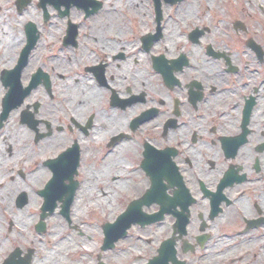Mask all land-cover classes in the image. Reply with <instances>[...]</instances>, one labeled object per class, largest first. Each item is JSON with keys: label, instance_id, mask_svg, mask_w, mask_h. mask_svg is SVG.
Instances as JSON below:
<instances>
[{"label": "flooded vegetation", "instance_id": "1", "mask_svg": "<svg viewBox=\"0 0 264 264\" xmlns=\"http://www.w3.org/2000/svg\"><path fill=\"white\" fill-rule=\"evenodd\" d=\"M48 259L264 264L253 0H0V264Z\"/></svg>", "mask_w": 264, "mask_h": 264}, {"label": "rangeland", "instance_id": "2", "mask_svg": "<svg viewBox=\"0 0 264 264\" xmlns=\"http://www.w3.org/2000/svg\"><path fill=\"white\" fill-rule=\"evenodd\" d=\"M263 0H253V8H254V19H255V28H257L260 23L264 24V12L260 14L258 6L262 4Z\"/></svg>", "mask_w": 264, "mask_h": 264}, {"label": "bare ground", "instance_id": "3", "mask_svg": "<svg viewBox=\"0 0 264 264\" xmlns=\"http://www.w3.org/2000/svg\"><path fill=\"white\" fill-rule=\"evenodd\" d=\"M47 262H48V264H52V262H50V259H48V261H47Z\"/></svg>", "mask_w": 264, "mask_h": 264}]
</instances>
